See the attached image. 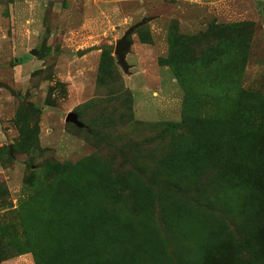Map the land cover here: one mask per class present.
<instances>
[{
  "label": "rangeland",
  "instance_id": "374dc122",
  "mask_svg": "<svg viewBox=\"0 0 264 264\" xmlns=\"http://www.w3.org/2000/svg\"><path fill=\"white\" fill-rule=\"evenodd\" d=\"M0 264H264V0H0Z\"/></svg>",
  "mask_w": 264,
  "mask_h": 264
},
{
  "label": "water",
  "instance_id": "95a60500",
  "mask_svg": "<svg viewBox=\"0 0 264 264\" xmlns=\"http://www.w3.org/2000/svg\"><path fill=\"white\" fill-rule=\"evenodd\" d=\"M144 21L145 20H142L141 22L131 26L127 30V32L124 34V36L116 43L115 54L117 55L119 64H121V66L125 70H128V68H129V64H128L127 60H126V53H127V51L129 50V48L131 46V43L128 40V36L132 33V31L135 29V27H137L138 25H141ZM87 50H90V49L88 48V49H84V50H79L77 52V54L78 55H82ZM31 53L38 54V50L34 48L33 50H31ZM66 121L73 122V123H75V124H77L79 126L83 125V123L80 120H78L77 114L75 112H72V111L67 114Z\"/></svg>",
  "mask_w": 264,
  "mask_h": 264
}]
</instances>
